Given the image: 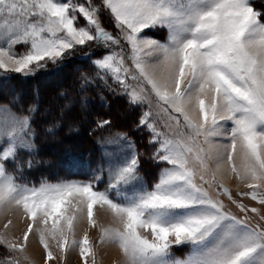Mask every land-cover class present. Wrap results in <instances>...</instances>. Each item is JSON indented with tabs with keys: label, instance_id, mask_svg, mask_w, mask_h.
<instances>
[{
	"label": "snow or ice",
	"instance_id": "6c2138e0",
	"mask_svg": "<svg viewBox=\"0 0 264 264\" xmlns=\"http://www.w3.org/2000/svg\"><path fill=\"white\" fill-rule=\"evenodd\" d=\"M105 12L113 32L101 24ZM157 29L164 42L147 35ZM83 46L106 51L81 90L99 82L139 107L137 128L163 167L147 184L135 143L109 131L96 168L74 173L84 179L36 184L24 176L33 161L20 154L34 153L38 107H0V214L5 233L16 227L8 213L22 224L20 237L0 235L13 254L0 264H22L15 254L30 236L43 264H67L73 249L82 264H98L104 245L119 249L120 264H264V11L253 0H0L4 73L32 74Z\"/></svg>",
	"mask_w": 264,
	"mask_h": 264
},
{
	"label": "trees",
	"instance_id": "16d2710c",
	"mask_svg": "<svg viewBox=\"0 0 264 264\" xmlns=\"http://www.w3.org/2000/svg\"><path fill=\"white\" fill-rule=\"evenodd\" d=\"M76 66H79V69L76 70ZM90 70L91 68L83 58L76 57L74 61L65 58L59 63L52 64L43 71L41 76L37 77L26 78L21 74L1 72L0 105H8L13 111L18 112L22 108L35 104V101H40L39 104H35L38 111L34 114L33 126L36 127V124L38 125L42 119H46L45 124H52L54 121L60 124L54 134L45 136V139L49 138L48 145L45 144L43 148L42 146L37 147L33 156L25 155L29 156L28 158H31L33 162L48 163V166L53 167L59 161L57 158L64 150L75 151L82 155L81 157L89 158L91 161H99L100 151L97 140L99 137L107 135L109 131L126 133L137 148H140L136 136L139 130L135 126V113L130 108H122L121 97L114 94L104 96L103 99L106 102V106H104L100 104L95 89L87 87L85 90H81L79 81H82V77ZM58 74L62 75L59 84L51 85L48 82L44 84V87L40 88L39 86L38 88L41 78L50 79ZM97 89H102L99 82ZM41 94L43 99L40 100ZM53 97L57 99L56 107L48 101ZM63 105L68 107L62 108ZM112 105L116 106L117 112L125 117L124 125L121 122H116L117 119L111 109ZM96 107L97 114L91 111ZM46 109L47 111H45ZM101 118L111 122L110 129L101 130L95 126V122ZM88 127L90 130H87ZM50 137L54 138L51 142ZM78 143L81 145L78 146ZM156 172V167H152L150 161L142 157L141 174L147 184L152 183Z\"/></svg>",
	"mask_w": 264,
	"mask_h": 264
},
{
	"label": "rangeland",
	"instance_id": "374dc122",
	"mask_svg": "<svg viewBox=\"0 0 264 264\" xmlns=\"http://www.w3.org/2000/svg\"><path fill=\"white\" fill-rule=\"evenodd\" d=\"M78 2H84V0H78ZM93 2L94 3H100V0H93ZM253 4L258 10L264 11V0H253ZM100 20H101L102 26L105 27L106 30H108L109 32L115 31L114 21H113V19L109 13L105 12L104 14H102L100 17ZM81 23H86V22L83 19H81ZM146 32H147V35L149 37L154 38L156 40H159L161 42H164L167 39V31L166 30H161V29L146 30ZM22 50L23 49L21 48V46H17V51H22ZM105 51L106 50L103 48H97V47L87 48L86 46H83L81 48V50H78L74 55L68 56L66 58H70L71 61H74L76 57L83 58L86 61V63L89 65V67L91 68V70L89 71L90 73L88 72L86 75L91 76L95 73V67H94L92 61L97 58L98 53L104 54ZM51 65H52V63H49L47 65V67H50ZM46 68H43V69L36 71L32 74H29V75H24V74H21V75L26 77V78L27 77L28 78L34 77V76H36V77L41 76L44 73L43 71ZM75 69L76 70L79 69V66H76ZM1 72H2V70H0V75H1ZM15 74H17V73H15ZM51 78H52V80H51ZM51 78L50 79L49 78H46V79L41 78L39 85H38V88H39V86H40V88L44 87L45 86L44 84L48 83V82H50L51 85L59 84L60 79H62V75L58 74V75L51 77ZM81 82L82 81H79L80 88H81ZM109 82L111 83V81H109ZM97 83L90 85L88 87L95 89V93L97 94V97L99 98L100 104L106 106V102L103 99L104 96H106L108 94L118 95L122 99V101H121V103L123 104L122 108L123 109L124 108H126V109L130 108L132 111H134V113H135L134 114V121H135V126L137 127V123H138V120L140 117L141 109L139 107L131 105L128 101V98L125 95L109 91V89L105 88L102 84H101L102 89L101 90L97 89ZM42 91H43V89H42ZM41 99H43L42 94H41L40 100ZM56 100L57 99L53 97V98L49 99L48 101H49V103H51L52 106L56 107ZM35 102H36L35 104H39L40 101L39 102L35 101ZM2 106H8V105H0V107H2ZM64 106L65 105H63L62 108H64ZM97 106H99V105H97ZM9 108H11V107H9ZM111 109L114 112V114H113L114 117H116V119H117L116 122H118V123L121 122L124 125L125 117L122 116L121 113L117 112L118 111L117 107L112 105ZM45 111H47V109ZM91 111H94L97 114L98 109L96 107L94 110L92 109ZM42 118H43V115H42ZM33 119H35V118L33 117ZM45 120L46 119H42L41 122H38V125L36 124V127L33 126V128L36 131V136L34 138V145H35L34 153H35L37 147L39 148L42 146V148H43V147H45V144L48 145L49 138L47 137L45 139V136L52 135L46 131V128L50 124H45ZM92 123H90V125H92ZM59 126H60V124L58 123V127L56 128V130L59 128ZM95 126H96V122H95ZM87 130H90V127H88ZM138 130H139V132L136 136H137V141H138V144L140 145V148L139 149L137 148V149L141 153V158L143 157L144 159H148L151 163V166L156 167V171H157L156 177L151 183V184H153L158 179L161 168L163 167V165L158 164L156 161H154L151 158L153 149H152V146L148 143V133L146 131H143L140 129H138ZM107 136H108V134L102 138L99 137L97 140L98 148L100 151L99 159L103 155L104 138H107ZM77 138H78V136H77ZM51 140H54V138L50 137V142H51ZM77 145L80 146L81 144L78 143ZM52 151H55V150L52 149ZM34 153L31 154V156H33ZM26 154L29 155L28 153H21L20 154L21 158L23 160L31 159V158H28L29 156H25ZM81 156L82 155L77 154L75 151L64 150L62 152V154L60 155V157L57 158V160H59V161H57V163L53 167L51 165L48 166V163H38L39 161H37L36 163L33 162L31 169L26 168L24 170V176L28 181L34 182L36 184H38L42 179H47L50 181H55L59 178L84 179L85 178L84 175H82V174L76 175L74 173L90 172L91 170L96 168L98 161H95V160L91 161L89 158H83ZM70 161H75L77 163H75L73 166L70 167L69 166ZM55 171H57L58 173ZM225 183L228 185V187L234 189L235 185H234V182L232 180H226ZM245 203H249V201L245 200ZM251 203L255 204V202H251ZM7 216L13 219V222L16 225V227L10 226L8 232L5 233V231L3 229V224L6 223V216L3 214H0V235H5L9 239L20 237V235H21L20 229L22 228V224H20V222L17 221L15 219V217H11L10 213H8ZM99 218H100L101 222L108 223L109 218L105 217L103 214H99ZM86 227H87L86 223H81L77 226V228H76V239L82 238L83 230ZM98 235H99V233H98L97 229H89L90 240H92L93 242H96ZM41 251H42L41 247L30 236V240H29V243L26 247L25 252L23 254L17 253L15 255H17L21 258L22 264H28V262L23 261L24 255L29 257L31 264H43ZM96 251H97L98 264H120V261H122V259H123L122 254L120 253L119 249L114 245H104L103 247H97ZM174 252H175V255L177 257L183 258L189 252V248H187L185 246H181L177 249H174ZM11 255H13V254L8 253L4 247L0 246V260L10 258ZM66 260H67V264H82V259L79 256V250L78 249L70 250L68 256L66 257Z\"/></svg>",
	"mask_w": 264,
	"mask_h": 264
}]
</instances>
